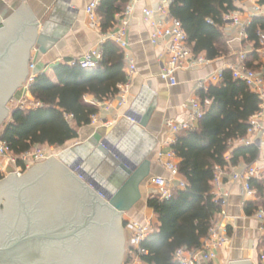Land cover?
I'll list each match as a JSON object with an SVG mask.
<instances>
[{
	"label": "trees",
	"instance_id": "1",
	"mask_svg": "<svg viewBox=\"0 0 264 264\" xmlns=\"http://www.w3.org/2000/svg\"><path fill=\"white\" fill-rule=\"evenodd\" d=\"M129 0H100L98 12L102 30L113 27L116 14ZM243 0H172L170 14L181 20L188 44L195 55L205 52L215 59L228 50L221 27L225 15L237 11ZM264 4V0H259ZM259 30L264 31V16L254 17L246 28L248 40L259 45ZM102 57L97 65L85 68L79 62L57 63L54 77L39 73L29 85V91L40 103L35 109H15L1 140L15 156L35 147H63L78 137V129L90 122L99 110L87 96L103 101L118 93V86L127 80L124 53L112 40L101 44ZM258 55L246 57V65L258 69ZM198 97L204 113L197 125L183 131L172 148L178 151L179 172L187 186L173 192L167 199L150 196L147 205L157 217L153 232L140 243L147 253L130 249L126 264L135 255L142 264H178L173 256L182 247L193 249L202 245L221 207L215 201L213 180L216 166H225L226 154L234 140L246 135L249 119L258 110L260 99L244 81L234 79L230 69L222 79L201 89ZM259 154L255 144L237 146L231 151V164L241 158L253 162ZM254 180H251L253 186ZM127 226V222H125Z\"/></svg>",
	"mask_w": 264,
	"mask_h": 264
},
{
	"label": "crops",
	"instance_id": "2",
	"mask_svg": "<svg viewBox=\"0 0 264 264\" xmlns=\"http://www.w3.org/2000/svg\"><path fill=\"white\" fill-rule=\"evenodd\" d=\"M94 1L100 2V0H0V23L5 24V21L13 17L23 4L27 3L38 21L37 31L56 38L55 42L47 47L46 53L40 52L37 46L33 47L29 62L32 60L35 62L37 75L45 72L54 77L53 68L57 63L68 61L71 64L72 61L84 59L93 49L101 50V44L110 40L109 35L118 29L120 14L130 3L129 0L125 9L116 14L115 25L104 31L99 12L100 26L92 24L87 15L86 8ZM258 1H238L236 3L238 10L228 15L238 17L245 23L250 22L251 12ZM160 2L161 0H137L133 5L125 37L127 47L125 49L120 47L124 53L123 70L127 73L131 59L135 61L137 67V72L130 78L128 90L122 91V94H126V100L121 101V84L118 86L117 94L103 101H97L91 95L87 96V100L95 103L99 108L96 113L97 119L93 121L90 116V122L78 129V137L64 146H78L87 142L95 133H100L103 137H110L120 146L122 155L127 156L122 162L126 166L134 169L144 158H148L151 161V175L144 182V187L141 186L142 204L138 207L134 206L123 218L141 222L150 219L153 224L157 222V217L147 205L148 198L154 192L152 177L168 175L161 160L165 157H160L159 154L170 149L168 141L173 138L172 132L165 125L166 121L187 120L191 108L186 104L194 98L199 99L198 82L240 64V54L246 52L248 56L252 53V46L255 45V42L249 41L248 38L240 37V29L231 20H227L221 29L228 50L211 60L206 57L205 52L198 54L207 62L197 68L177 70V83L172 85L160 77L163 64L167 60L165 46L163 43L152 44L150 41L152 26L144 18V10H156ZM159 19L160 16L156 13L154 20ZM256 70L264 74L263 66ZM28 88L26 77L23 86H19L10 99L14 103L25 102L26 98L35 100ZM197 123L198 120L195 126ZM260 124L263 126V131L256 132L252 136L246 133L244 137L233 141L232 149L226 154L228 163L222 167L221 181L218 184L212 182L214 195L227 199V216L218 213L213 223L219 222L225 226L228 242L216 250L215 258L206 264H230L232 261L240 260H250L254 264H260L258 255L264 248V230L260 228L254 213L264 196V114L260 118ZM246 137L250 140L249 143L242 141ZM249 144H255L259 148L258 157L251 163L241 158L237 164H231V151L237 146ZM86 153L84 163H88L101 178L110 179L114 168H107L104 160L92 161V152ZM250 166H256L259 175L252 178L256 194L246 196L243 183L232 177L235 173L247 171ZM9 167L11 169V166ZM128 226L131 227L130 224ZM131 248H135L133 243L129 246V251ZM129 264H142V262L133 255Z\"/></svg>",
	"mask_w": 264,
	"mask_h": 264
},
{
	"label": "water",
	"instance_id": "3",
	"mask_svg": "<svg viewBox=\"0 0 264 264\" xmlns=\"http://www.w3.org/2000/svg\"><path fill=\"white\" fill-rule=\"evenodd\" d=\"M5 24L0 23V126L10 113L6 103L29 74L31 49L37 46L46 53L56 40L37 31L38 21L27 3ZM103 138L95 133L83 144L63 146L57 158L21 178L11 174L0 181V264L124 262L123 214L142 199L151 161L144 158L132 169L116 160ZM88 151L92 161L104 160L107 168H114L110 179L84 163Z\"/></svg>",
	"mask_w": 264,
	"mask_h": 264
},
{
	"label": "built area",
	"instance_id": "4",
	"mask_svg": "<svg viewBox=\"0 0 264 264\" xmlns=\"http://www.w3.org/2000/svg\"><path fill=\"white\" fill-rule=\"evenodd\" d=\"M137 0H130L123 13H121V20L118 29L109 35V39L115 41L119 47L125 49L127 47L126 35L127 28L129 26V17L133 11V5ZM172 0H161L156 10L145 9L144 18L147 22H150L152 26V32L150 35V41L152 44L163 43L165 46V53L167 60L163 64L160 77L162 80L174 85L177 83L176 72L181 68H197L204 65L207 61L201 56L195 55L192 48L188 44V37L186 31L183 28L180 19L173 17L170 14V5ZM99 1L91 2L86 8L87 15L92 24L96 26L101 25L100 15L98 13ZM160 16L158 21L154 20L155 14ZM257 16H264V4L258 3L255 9L251 12L252 19ZM225 20H231L240 29V37L247 39L246 32L247 26L250 22H242L238 17H230L225 15ZM259 45L252 46V53L258 55L257 63H260L264 67V31L259 30ZM102 57L100 49L91 50L82 60L72 61L71 64L79 62L85 68L95 67L98 61ZM247 53L242 52L240 54L241 63L231 67L232 76L234 79H239L245 82L251 91L256 93L260 99L258 110L249 119V127L247 129V135L252 136L256 132L263 131V126L260 124V118L264 114V74L258 72L256 69L250 68L246 65ZM35 62L32 60L29 62V75L27 76L28 87L34 81L37 73L35 71ZM137 72V67L134 60L129 61L127 70V80L120 85L121 94L126 92L129 88L130 78ZM223 71L209 76L206 79L198 82V87L201 89H207L210 84H216L222 79ZM124 90V91H123ZM123 91V92H122ZM126 100V94H122L121 101ZM191 108L190 116L187 120L176 121L175 119H168L165 123L166 127L172 132L173 138L168 141L170 149L163 153L160 157H165L162 160L164 169L168 172L167 176L156 175L152 177V183L154 185L153 196H157L160 199H167L172 196L173 192L179 189H184L187 186L185 178L179 172V155L178 151L172 148V145L176 142L178 136L183 132L195 127V122L200 119L204 113V108L199 99L194 98L187 104ZM40 106V103L34 100L33 106L29 109H35ZM93 121H96L97 115L91 116ZM248 137V136H247ZM243 138L242 141L249 143L248 138ZM102 144L121 162L125 161L127 156L122 155L120 146L115 143L110 137H104L101 140ZM50 155L39 147H35L32 150L15 156L10 150L8 144L0 139V165L7 163V165L18 164L23 168H29V166L35 162L49 159ZM126 163V162H125ZM77 169L80 166L76 167ZM215 176L213 182L218 184L221 181L223 174V168L216 166ZM22 169L17 172L21 175ZM259 175V169L256 166H250L247 171L243 173H235L233 175L234 180H240L245 189L246 196H253L256 194V190L251 185V179ZM264 194V189H263ZM101 195V194H100ZM215 201L220 204V214L224 217L227 216L226 206L227 199L215 196ZM254 216L259 222V226L264 230V196L262 203L257 207ZM154 224L151 220H148L144 224L140 222H134L132 229L135 231L132 237V243L139 253H147L145 249L140 247L141 241H143L150 233L153 232ZM227 231L222 223L215 222L210 227L208 235L203 239L202 245L197 248L188 249L186 247L176 250L173 256L174 262L178 264H206L213 260L216 256V250L227 244ZM259 263L264 264V248H262L258 255Z\"/></svg>",
	"mask_w": 264,
	"mask_h": 264
},
{
	"label": "rangeland",
	"instance_id": "5",
	"mask_svg": "<svg viewBox=\"0 0 264 264\" xmlns=\"http://www.w3.org/2000/svg\"><path fill=\"white\" fill-rule=\"evenodd\" d=\"M33 103H34V100L33 101H32V99L27 100V98H26L25 102H21V103H14V101L9 99L8 102L6 103V106L10 110V113L8 114L6 119L4 120V123L2 124V126H0V135L2 134V132L5 129L6 125L12 120L11 119V114H12V112L15 109H17V108L27 109L29 107H32ZM39 148H41L42 150L46 151L48 153V155H50L49 159H51L52 157L57 158V153L60 151V149L62 147H51V146H48V145H44V146H39ZM49 159H45V160H41V161L35 162V163L31 164L29 166V168H23L20 165H18L17 163L16 164L13 163L12 165H9V166H11V170H8L6 168V164L7 163H4L3 165H0V181L9 178L10 174H18L17 172L20 170V168L22 169V171H21V175L18 174V177L21 178L29 170H32L36 165L41 164V163H46V162L49 161ZM144 182L141 185L142 187H144V184H145ZM143 194L145 195V193H143ZM140 201H143V198ZM140 201L135 205V207L136 206L138 207L140 204H142V202H140ZM125 214L126 213L123 214V217L125 216ZM124 218L122 219V224H123V227L125 228V236H126L125 249H126V252H125L124 262H122L121 264H126V260H127L128 256L130 255L129 246L132 244V237H133V234L135 232L132 229V224L137 221V220H133L132 221L131 219H128L127 217H126L127 220H125ZM147 221L148 220H146L144 222H141V221H137V222H140L141 224H144ZM125 222H127V226H128V224H130L131 227L130 228H129V226L127 227L125 225Z\"/></svg>",
	"mask_w": 264,
	"mask_h": 264
},
{
	"label": "bare ground",
	"instance_id": "6",
	"mask_svg": "<svg viewBox=\"0 0 264 264\" xmlns=\"http://www.w3.org/2000/svg\"><path fill=\"white\" fill-rule=\"evenodd\" d=\"M123 155H124V154H123ZM124 156H126V155H124ZM6 168H7L8 170H11L10 167H9L7 164H6Z\"/></svg>",
	"mask_w": 264,
	"mask_h": 264
}]
</instances>
